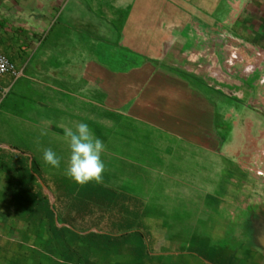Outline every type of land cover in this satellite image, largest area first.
Returning <instances> with one entry per match:
<instances>
[{
    "label": "crops",
    "instance_id": "1",
    "mask_svg": "<svg viewBox=\"0 0 264 264\" xmlns=\"http://www.w3.org/2000/svg\"><path fill=\"white\" fill-rule=\"evenodd\" d=\"M0 55V264H264V0H0Z\"/></svg>",
    "mask_w": 264,
    "mask_h": 264
},
{
    "label": "clouds",
    "instance_id": "2",
    "mask_svg": "<svg viewBox=\"0 0 264 264\" xmlns=\"http://www.w3.org/2000/svg\"><path fill=\"white\" fill-rule=\"evenodd\" d=\"M63 136L69 148L64 169L67 178L80 185L90 182L102 183L106 167L102 159L106 148L103 140L95 135L88 123L83 121L74 128H64ZM42 159L48 166L60 168L63 157L49 147L43 149Z\"/></svg>",
    "mask_w": 264,
    "mask_h": 264
},
{
    "label": "built area",
    "instance_id": "3",
    "mask_svg": "<svg viewBox=\"0 0 264 264\" xmlns=\"http://www.w3.org/2000/svg\"><path fill=\"white\" fill-rule=\"evenodd\" d=\"M6 73H14V66L5 57L0 55V76ZM4 91L0 87V100Z\"/></svg>",
    "mask_w": 264,
    "mask_h": 264
}]
</instances>
